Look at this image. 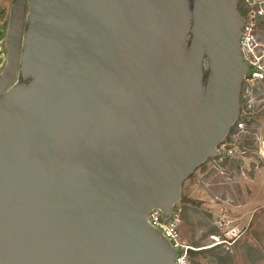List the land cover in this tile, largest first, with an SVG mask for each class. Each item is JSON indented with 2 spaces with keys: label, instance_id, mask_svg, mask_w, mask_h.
<instances>
[{
  "label": "water",
  "instance_id": "water-1",
  "mask_svg": "<svg viewBox=\"0 0 264 264\" xmlns=\"http://www.w3.org/2000/svg\"><path fill=\"white\" fill-rule=\"evenodd\" d=\"M238 1L12 0L9 66L26 2L31 42L27 82L0 88V264H176L149 214L240 117Z\"/></svg>",
  "mask_w": 264,
  "mask_h": 264
},
{
  "label": "rangeland",
  "instance_id": "rangeland-1",
  "mask_svg": "<svg viewBox=\"0 0 264 264\" xmlns=\"http://www.w3.org/2000/svg\"><path fill=\"white\" fill-rule=\"evenodd\" d=\"M187 1L189 7L191 3ZM6 3L7 13L0 23V31L5 34L0 44V53L4 56L0 88L4 91L27 82L21 76V66L26 47L31 42V21L26 2L18 62L15 68L9 66L7 36L12 1ZM242 12L246 13V8L240 5L239 13L243 16ZM190 34L188 29L186 45H189ZM91 39L90 83H94L98 61L96 44L94 38ZM182 67L183 64L178 70ZM180 73L181 70L175 74L176 80ZM4 75L5 79H2ZM204 75L205 58L202 80ZM241 107L245 111L244 129L236 127L229 139L219 145L217 155L221 156L208 159L184 181L181 193L188 201L178 202L175 206L181 218L184 217L180 225L182 239L191 249H202V253L190 258L191 264H264V158L257 153L259 141L264 139V81L244 80ZM229 148H234L233 154H228ZM242 150L246 152L240 153Z\"/></svg>",
  "mask_w": 264,
  "mask_h": 264
},
{
  "label": "built area",
  "instance_id": "built-area-1",
  "mask_svg": "<svg viewBox=\"0 0 264 264\" xmlns=\"http://www.w3.org/2000/svg\"><path fill=\"white\" fill-rule=\"evenodd\" d=\"M238 3L246 8L245 16H243L244 25L240 34L242 59L249 67L245 80L264 81V0H239ZM244 112L243 109V115ZM239 119L236 122L237 127L243 130L246 122L244 119ZM245 152V150L240 151V153ZM233 153L234 148H229L228 154ZM257 153L259 157L264 158V139L259 141ZM181 219V214L176 208L168 220L164 219L159 209H153L149 214L150 223L158 228L178 251L176 264H191L189 249L192 247L182 239Z\"/></svg>",
  "mask_w": 264,
  "mask_h": 264
},
{
  "label": "trees",
  "instance_id": "trees-1",
  "mask_svg": "<svg viewBox=\"0 0 264 264\" xmlns=\"http://www.w3.org/2000/svg\"><path fill=\"white\" fill-rule=\"evenodd\" d=\"M190 1H192V0H190ZM240 5H241V4L238 3L237 8L239 9V11H240ZM1 11H2V9H1V6H0V12H1ZM242 13H243V16H245V12H242ZM188 24L191 26V24H192V20H189V23H188ZM209 75H210V72H209V66H208L207 59H205V75H204V77H203V82H204V84H206ZM242 89H243V87H242ZM241 119H244L243 108H242V107H241V115H240V119H239V120H241ZM245 122H246V120H245ZM236 127H237V123H235V124L232 126V128L230 129L228 135L226 136V138L224 139L223 142H225L226 140L229 139L231 133L234 131V129H235ZM220 156H221V155H216L215 157L218 158V157H220ZM215 157H214V158H215ZM201 166H202V165H201ZM191 176H192V174H191L189 177H191ZM186 201H188V199H187V198L181 193V197H180L179 202H186ZM182 218H184L183 215H182ZM216 246H217V245H215V246H213V247H210L209 249H212V248H214V247H216ZM199 253H202V249H199V250L189 249V255H190V258H191L192 256L196 255V254H199ZM194 264H200V263L194 262Z\"/></svg>",
  "mask_w": 264,
  "mask_h": 264
},
{
  "label": "flooded vegetation",
  "instance_id": "flooded-vegetation-1",
  "mask_svg": "<svg viewBox=\"0 0 264 264\" xmlns=\"http://www.w3.org/2000/svg\"><path fill=\"white\" fill-rule=\"evenodd\" d=\"M7 1L10 3L12 0H0V6L2 9V11L0 12V23L4 21L5 15L7 13V3H6ZM4 36L5 34L4 33L2 34L0 31V44L2 43ZM3 62H4V56H3V53L1 52L0 53V68H2ZM18 76L20 75L18 74Z\"/></svg>",
  "mask_w": 264,
  "mask_h": 264
}]
</instances>
